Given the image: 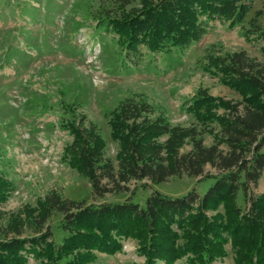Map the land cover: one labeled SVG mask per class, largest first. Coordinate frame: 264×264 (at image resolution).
Returning <instances> with one entry per match:
<instances>
[{"label": "trees", "instance_id": "trees-1", "mask_svg": "<svg viewBox=\"0 0 264 264\" xmlns=\"http://www.w3.org/2000/svg\"><path fill=\"white\" fill-rule=\"evenodd\" d=\"M253 1L140 0L139 7L110 19V25L130 52L137 53L141 45L154 53L185 49L207 33L213 20L230 28L243 23ZM251 26L264 40V29L256 22ZM206 71L243 97L233 105L201 89L192 98L187 111L203 125L216 122L221 127L212 146L204 145L196 128L171 125L164 110L142 97L125 98L107 114L111 136L120 144V171L115 175L105 158V140L94 124L86 127L83 119L64 125L74 136L66 161L99 196L110 192L101 182L104 178L120 191L119 184L131 180L161 184L182 174L203 176L211 165L220 172L204 177L213 182L203 196L191 191L172 198L153 191L143 207L132 200L82 206L53 195L34 219L44 225L52 210L63 213L68 235L60 246L49 241L50 232L18 238L23 228L19 219L0 223V264H30L31 257L37 264H91L97 253L121 252L129 239L138 242L144 264H176L185 257L188 264H213L228 256V247L234 264H264V195H250L264 176V64L241 51L211 58ZM217 108L228 112L218 115ZM188 143L192 151L182 154ZM222 144L228 153L219 149ZM10 188L0 176V205ZM241 192L250 203L246 211L238 203ZM11 232L15 236L10 237Z\"/></svg>", "mask_w": 264, "mask_h": 264}, {"label": "rangeland", "instance_id": "rangeland-1", "mask_svg": "<svg viewBox=\"0 0 264 264\" xmlns=\"http://www.w3.org/2000/svg\"><path fill=\"white\" fill-rule=\"evenodd\" d=\"M139 6L140 0H0V176L11 183L0 205V223L22 221L18 238L50 232L49 241L60 246L68 235L63 230V213L52 210L44 225L34 219L53 195L82 206L132 200L144 207L153 191L172 198L191 191L203 196L213 182L204 177L220 172L207 165L203 176L182 174L161 184L131 180L120 183V191L104 178L101 182L110 192L99 196L90 181L66 161L74 136L64 125L84 119L86 127L98 128L106 143L105 158L118 174L120 144L111 136L107 114L129 97H142L164 110L173 126L196 128L204 145L212 146L221 127L216 122L199 123L187 111L192 98L201 89L233 105L243 97L206 71L210 59L245 51L264 64V40L250 30L252 22L264 29V0H254L248 16L236 27L213 20L207 33L189 47L158 53L143 45L137 53L130 52L110 25V19ZM216 112L228 111L217 108ZM192 149L188 143L181 153ZM219 149L229 151L226 144ZM254 190L257 185L252 186L251 196L264 195ZM238 203L244 211L250 207L242 192ZM137 246L136 240L129 239L121 252L97 253L91 264H144ZM228 250L227 257L213 264H234ZM30 264H37L32 257ZM176 264H188L187 257Z\"/></svg>", "mask_w": 264, "mask_h": 264}, {"label": "crops", "instance_id": "crops-1", "mask_svg": "<svg viewBox=\"0 0 264 264\" xmlns=\"http://www.w3.org/2000/svg\"><path fill=\"white\" fill-rule=\"evenodd\" d=\"M257 191H259L261 194H264V176L260 179V181L257 184V190L255 191V193H258Z\"/></svg>", "mask_w": 264, "mask_h": 264}]
</instances>
